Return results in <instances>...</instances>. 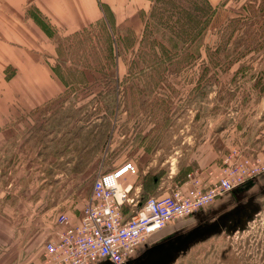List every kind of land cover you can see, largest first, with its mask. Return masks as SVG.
I'll return each mask as SVG.
<instances>
[{
  "label": "rangeland",
  "instance_id": "1",
  "mask_svg": "<svg viewBox=\"0 0 264 264\" xmlns=\"http://www.w3.org/2000/svg\"><path fill=\"white\" fill-rule=\"evenodd\" d=\"M210 1L207 16L204 0H154L137 37L104 21L55 32L54 95L30 110L0 84V264L38 263L43 227L61 213L77 222L96 174L125 161L141 193L157 180L148 196L185 187L204 163L202 181L245 179L214 203L253 198L260 213L183 263L264 264V0ZM195 3L209 18L193 35Z\"/></svg>",
  "mask_w": 264,
  "mask_h": 264
},
{
  "label": "built area",
  "instance_id": "2",
  "mask_svg": "<svg viewBox=\"0 0 264 264\" xmlns=\"http://www.w3.org/2000/svg\"><path fill=\"white\" fill-rule=\"evenodd\" d=\"M137 172L132 161L99 171L79 222L64 213L57 215L60 229L43 243L42 259L34 264H124L151 236L245 182L229 175L202 181L194 171L185 187L142 200L141 186L128 181ZM125 207L130 208L128 213Z\"/></svg>",
  "mask_w": 264,
  "mask_h": 264
},
{
  "label": "crops",
  "instance_id": "3",
  "mask_svg": "<svg viewBox=\"0 0 264 264\" xmlns=\"http://www.w3.org/2000/svg\"><path fill=\"white\" fill-rule=\"evenodd\" d=\"M153 1L0 0V84L17 85L14 87L15 94L18 95L21 106L29 110L49 100L54 95L51 87L58 82L50 64L52 60L50 57L54 55V48H57L52 43L55 32L68 36L104 21L116 31L118 28H129V33L126 34L137 37L142 33L144 16L149 12ZM207 1L215 7L210 0ZM221 1L223 0L215 5ZM4 108L0 107V131L4 127L2 126ZM212 166L210 163H204L200 167L204 170L200 171L203 180L207 177L205 170ZM81 216L82 212L75 223L79 222ZM48 225L43 227V243L60 229L56 225V219L53 225L50 223ZM173 226L172 223L160 231V234L151 236L145 249H149L154 243L178 229ZM199 244L172 264H185L183 261L188 258L190 252L199 247ZM41 249L43 250V246ZM145 249L141 252L142 256H147L148 251ZM41 259L42 256L38 261L32 262H40ZM204 262L214 264L208 259Z\"/></svg>",
  "mask_w": 264,
  "mask_h": 264
},
{
  "label": "flooded vegetation",
  "instance_id": "4",
  "mask_svg": "<svg viewBox=\"0 0 264 264\" xmlns=\"http://www.w3.org/2000/svg\"><path fill=\"white\" fill-rule=\"evenodd\" d=\"M234 194V190L230 191L231 196ZM215 201H217V199ZM214 202L203 207V213L198 215L193 213L183 220L173 223V227H178V229L168 234L160 241L154 243L149 249H145L147 247L145 245L138 247L134 254L125 261V264H166L172 259L177 260L203 239L215 237L216 234H214V229H211L210 227L217 219L216 210L219 207V204ZM144 249L148 251L146 252L147 256L141 255V252ZM101 263L102 262H93L91 264Z\"/></svg>",
  "mask_w": 264,
  "mask_h": 264
},
{
  "label": "water",
  "instance_id": "5",
  "mask_svg": "<svg viewBox=\"0 0 264 264\" xmlns=\"http://www.w3.org/2000/svg\"><path fill=\"white\" fill-rule=\"evenodd\" d=\"M221 198H223V196H220L218 199L220 200ZM239 200H235L234 202L229 200L219 205L216 210L217 219L210 227L211 229H214V234L219 235L225 232L228 235L241 231L246 228L249 221L260 213L262 204L260 205L259 203H255L253 198L246 201ZM144 245L148 246V242L144 243ZM174 261L175 260L172 259L169 261L170 263L168 262L166 264H172ZM101 264H108V262L104 261Z\"/></svg>",
  "mask_w": 264,
  "mask_h": 264
},
{
  "label": "trees",
  "instance_id": "6",
  "mask_svg": "<svg viewBox=\"0 0 264 264\" xmlns=\"http://www.w3.org/2000/svg\"><path fill=\"white\" fill-rule=\"evenodd\" d=\"M204 8L205 9H203L205 12H207V16H210L211 14H213L214 13V11H215V9H216V7H213L212 5H210L209 4V2L207 1V0H204ZM223 3V2H222ZM197 6H199V4H193L192 5V9H193V14L192 15H190V17H191V19H192V23H193V25H195V27H197V29H196V31H195V29H194V31H189V32H193V35H195V33L194 32H196V33H198V34H200V32L202 31V29H203V27H200V24L201 23H204L206 20H207V18H209V17H207L206 16V18H204L203 16L204 15H202V14H200L198 11V13L195 11L196 9H197ZM204 13V12H203ZM199 17H201V19H199ZM202 18H204V19H202ZM189 32H185V31H182V33H184V34H191V33H189ZM220 44V43H219ZM219 46L220 45H218L217 47H216V50H218V48H219ZM157 180H155V179H153L152 181H151V184L150 185H146V186H144L143 188H142V193H141V198H142V200H144V199H146L147 197H148V195H150V192L151 191H153L156 187H157ZM124 212H126V208H124Z\"/></svg>",
  "mask_w": 264,
  "mask_h": 264
}]
</instances>
